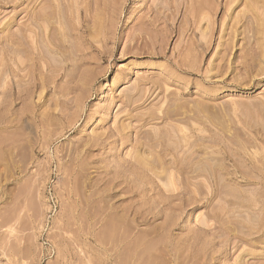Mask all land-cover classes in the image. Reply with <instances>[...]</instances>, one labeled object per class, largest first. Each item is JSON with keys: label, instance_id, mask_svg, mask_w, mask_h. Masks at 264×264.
<instances>
[{"label": "rangeland", "instance_id": "1", "mask_svg": "<svg viewBox=\"0 0 264 264\" xmlns=\"http://www.w3.org/2000/svg\"><path fill=\"white\" fill-rule=\"evenodd\" d=\"M0 264H264V0H0Z\"/></svg>", "mask_w": 264, "mask_h": 264}]
</instances>
